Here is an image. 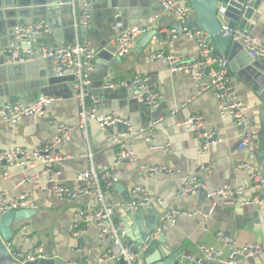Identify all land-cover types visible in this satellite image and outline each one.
I'll list each match as a JSON object with an SVG mask.
<instances>
[{"label": "crops", "instance_id": "obj_1", "mask_svg": "<svg viewBox=\"0 0 264 264\" xmlns=\"http://www.w3.org/2000/svg\"><path fill=\"white\" fill-rule=\"evenodd\" d=\"M69 1L73 4L74 10H82L86 2V0ZM116 4L120 6L118 12L122 17L120 21L122 27L143 23L145 19L161 10V5L156 0H100L93 4L90 11L91 20L86 25L87 38L83 39L82 32H79L76 40L91 42L97 51V69L93 76L92 90L102 100L98 113L100 115L115 113L122 119L130 120L134 130L147 124L149 119H153L156 110L150 106L142 107L129 91L102 88L108 82V77L116 80L132 79L141 74L149 76V90L158 92L162 96L159 107V117L162 120L147 135L151 138L150 141L143 135L128 136L127 146L134 152L137 161L126 160L116 165L115 155L118 146L107 139L105 131L98 123L91 122L88 140L80 133H76L72 141L60 145L55 150L56 154L73 155V157L52 164L38 163L26 170L18 164L9 168L0 164V192L9 197L27 195L28 207L36 211L30 219L13 226V239L10 242L15 249L27 251L40 246L47 256L60 257L68 262L79 260L78 264H122L121 261L103 259V253L109 249L111 241L108 239L100 243L95 227H90L81 235H75V213L84 207L89 199L86 196H79L70 201L60 200L50 190L52 184L77 186L78 173L89 163L88 157H80V155L89 152L94 154V163L97 169L102 171V185L104 188L110 187L112 199L125 201V197L131 195L136 186L144 187L148 193L162 198V203L154 207L159 215L170 208L193 210L205 209L210 205L207 198L206 202L201 200L199 192L185 197L177 196L189 176H196L201 181H206L209 189H234L251 182L249 173L238 168L239 163L249 160V153L246 149L238 147V132L234 123L220 118L213 91L198 95L195 84L188 75L172 71L167 64L153 60L149 56L152 51H164L188 57L197 51L195 41L184 35H180L174 41L138 37L127 54H118L121 56L120 60L111 59L108 55H98L103 51L104 43L116 45L114 39L121 28L114 27L113 16ZM191 4L190 17L196 14ZM168 16L165 15L153 23L148 31L158 28L160 21ZM46 18L43 19L47 21ZM51 19L57 24L56 32L52 33L51 30L50 33L43 35V39L49 44L70 41L73 32L71 27L65 24V20H71L72 14L67 9H63L60 16H52ZM246 29L264 40V0H261L251 19L248 20ZM160 32L170 33L171 29L166 25ZM7 39L2 37V43L6 44ZM261 63L264 65V61L261 60ZM43 68L34 71L39 73L44 70ZM4 77H6L4 67L0 66V102L4 101L1 97ZM232 78L240 98L250 107L249 114L256 120L254 130L259 136L262 129L260 109L264 108V99L252 83L240 77L232 76ZM26 82H13L10 84V90L25 101H35L40 96H56L40 95L38 86L41 83L36 79ZM56 97H60L61 100L51 104L44 116H28L14 126L0 121V151L20 146L32 148L42 145L53 138L56 133V123L59 121L76 125L79 104L73 90L64 85L60 95ZM87 105H91L89 101ZM196 114L206 117L208 126L204 129L205 133L214 132L223 140L221 143L202 150V137L205 133L181 124L182 121ZM111 127L112 129L108 130L110 133L126 130L116 124ZM166 143L170 144V152L155 147ZM257 162L264 170V154L257 158ZM151 165L171 167L175 173L146 175L144 168ZM45 169H50L51 172L40 175ZM24 175L30 177L38 175L39 178L33 183L19 184ZM111 177H114V180H111ZM115 183L124 187L126 195L113 188ZM125 216V210L119 208L114 213V221L124 226L122 219ZM129 224L133 225L131 221ZM218 231L233 236L238 246L254 242L262 248V252L249 259L240 258L238 264H264V206H240L232 199H218L216 208L208 219L200 215L191 218L180 216L176 224L168 226L166 236L171 247L183 248L185 254L181 264H220L216 261L199 260L201 257L199 246L202 243L213 244L222 248L225 253L229 252V248L224 247L216 239ZM79 238L83 239L81 243L78 242ZM137 264H143L140 258Z\"/></svg>", "mask_w": 264, "mask_h": 264}, {"label": "built area", "instance_id": "obj_2", "mask_svg": "<svg viewBox=\"0 0 264 264\" xmlns=\"http://www.w3.org/2000/svg\"><path fill=\"white\" fill-rule=\"evenodd\" d=\"M100 0H86L83 5L84 24L91 20V7ZM161 5V10L149 17L143 23L128 26L117 34L114 43L119 45V55L129 52L134 41L141 35L148 32L150 26L165 15L173 16L185 22L191 14V0H156ZM252 3V1H249ZM119 6L115 7L114 27H122L118 18ZM225 9L220 7L219 13L223 15ZM174 32L173 29H171ZM51 32L47 21L42 19L37 23L17 25L13 30V39L5 46L0 47V55L4 56L7 64L26 63L35 57L50 58L55 65L57 77H73V88L76 90L75 97L79 104L78 123L68 124L64 121L56 123V133L51 140L42 145L32 148L15 147L14 149L0 151V164L4 161V167L9 168L15 164L24 167H34L38 163L52 164L73 157V155L56 154L55 150L63 144L72 141L74 134L80 133L86 140L89 138V125L96 122L105 131L108 140L117 145L115 164H121L126 160L137 161L132 150L127 146V138L131 134L149 135L161 122V117L151 119L147 124L139 129H132L130 120L122 119L115 113L100 115L98 107L101 104V97L93 93L92 81L96 71L95 59L97 51L89 41L76 40L73 44L54 47L43 39L44 34ZM234 41L241 43L257 60L264 61V40L255 36L248 29L236 28L228 32ZM195 41L197 51L191 56L175 55L164 51H152L150 58L167 64L172 71H179L188 75L195 84L197 94L206 91H213L217 103L219 116L222 120H230L237 128L238 147L246 149L249 153V160L239 163L238 168L248 172L251 182L248 185H239L234 189L218 188L209 189L206 181H201L196 176H189L179 189L177 196L185 197L204 189L207 192L206 198L210 205L205 209H180L170 208L160 214V221L165 228L176 224L180 216L195 217L202 216L208 219L216 208L218 199H232L237 205L264 206V170L258 164L259 136L254 130L255 118L250 116V107L240 98L234 80L230 75L229 61L226 57L216 55L215 47L204 30L194 31L189 27H184L182 34ZM180 35L174 34V41ZM28 54L29 57H26ZM150 78L147 75H136L132 79H118L107 82L103 85L104 90H118L139 92L132 95L137 101L145 102L152 109L157 110L162 102V96L155 91L149 90ZM56 96H40L31 103H6L0 106V121L7 122L11 126L19 123L28 116H44L48 107L54 102L60 101ZM91 105H87V102ZM9 114V116H8ZM121 123L125 131L119 133L108 132V127ZM183 126L202 130L205 133L208 120L202 114H196L182 121ZM151 140L149 136L146 138ZM223 140L214 132L205 133L202 137V150H207L211 145L219 144ZM165 152H170V144L155 145ZM88 157L87 167L78 173L77 186L70 184H52L50 190L60 200H74L79 196H86L89 200L86 205L75 213L74 228L75 235L85 233L90 227H95L98 232V241L104 243L111 241V246L103 253L104 260L121 261L122 264H137L139 252L134 244L128 242L126 233L122 230L121 223L114 221V213L117 209L127 210L142 209L151 211L155 205L162 203V198L154 196L141 186H136L131 192L129 202L111 198L110 187L104 188L102 185V171L98 170L94 163V154L80 155ZM146 175L166 174L173 175L175 170L171 167L161 165H151L145 168ZM51 172L50 169L43 170L40 175ZM6 174V172H5ZM59 174V172H56ZM39 178L38 175H24L19 184L33 183ZM27 195L9 197L0 192V215L5 212L16 210L17 208H27ZM162 231L157 229L156 236ZM216 239L224 247L229 248L225 253L222 248L209 243H202L199 248L201 252L200 261H216L220 264H238L240 258L249 259L251 256L262 252V248L257 243H247L242 246L236 244L233 236L218 231ZM7 248L18 264H24L39 258L47 257L40 246L33 247L27 251L15 249L11 242L6 243ZM191 257V256H190Z\"/></svg>", "mask_w": 264, "mask_h": 264}, {"label": "water", "instance_id": "obj_3", "mask_svg": "<svg viewBox=\"0 0 264 264\" xmlns=\"http://www.w3.org/2000/svg\"><path fill=\"white\" fill-rule=\"evenodd\" d=\"M192 0V9L195 15L190 17L185 22L182 20L166 17L160 21L159 27L146 32L141 37L163 38V41L171 40L174 34L182 35L184 27H189L194 31L204 30L208 33L211 42L215 47L216 55L226 57L229 61L230 75L235 78H242L247 82L252 83V86L262 95L264 99V65L261 60L254 59L248 50L239 42L234 41L228 33L236 28L245 29L248 20L251 19L254 11L259 6L261 0ZM117 6V4L115 5ZM120 7V6H119ZM225 9L223 15H220L219 8ZM63 9L72 14L71 20H65V24L71 27L73 36L70 41L65 43L56 42L51 44L54 47L66 46L73 44L82 32L83 39L87 38V26L84 24L83 10H78L73 7V4L68 1L59 2L58 0H0V47L7 45L13 39V30L17 25L34 24L47 17V23L52 30L56 32L57 24L51 19L52 16H60ZM92 9V7H91ZM149 18V17H148ZM147 18V19H148ZM145 19V20H147ZM122 21V17L118 18ZM133 25V24H132ZM129 25V26H132ZM168 25L174 32L161 33L160 31ZM128 27V26H127ZM126 27H121V32ZM2 37H7L6 44L2 43ZM103 51L98 55H108L111 59L120 60L118 55L119 45L103 44ZM29 57L28 54H25ZM97 64L95 59V65ZM0 66L4 67L6 77L3 81V102L0 106L6 103H31L33 101H25L20 98L17 93L13 94L10 90V84L15 82L27 83V80L36 79L41 84L39 87L40 95H60V90L64 85L76 93L73 88V77H57L55 74V65L50 58L35 57L34 59L20 64L5 63L4 56L0 55ZM44 67L39 73H35L34 69ZM97 69V65H96ZM94 72L93 76L95 75ZM115 80L113 77H108L107 81ZM30 83V82H28ZM66 83V84H64ZM37 87V89H38ZM125 91L124 89H118ZM138 90L129 91L131 95L138 93ZM140 105L147 108L145 102H140ZM262 129L259 134V153L258 157L264 154V108L261 109ZM9 116V114H8ZM159 116V108L153 113L152 118ZM149 119L147 122H149ZM117 125L123 126L121 123ZM112 129V127H108ZM6 164L4 161L1 163ZM114 180V177H111ZM122 195H126V190L119 183H115L114 187ZM201 200L206 202L207 192L204 189L199 190ZM131 200L130 195L125 197V201ZM33 208H17L0 215V264H18L10 254L6 243L13 239V226L21 224L24 220L30 219L34 214ZM123 221L122 230L126 233L128 242L134 244L139 252V258L143 264H181L184 256L183 248L171 247L167 240V228L160 221V215L157 210L144 212L142 209L127 210ZM133 225H130L129 222ZM160 229L161 234L156 236L154 233ZM83 239L79 238L81 243ZM79 261V260H78ZM78 261L68 262L60 257H44L34 261H29L24 264H78Z\"/></svg>", "mask_w": 264, "mask_h": 264}]
</instances>
